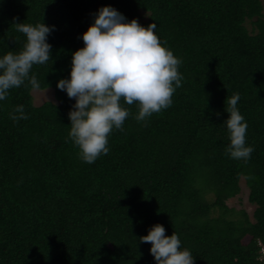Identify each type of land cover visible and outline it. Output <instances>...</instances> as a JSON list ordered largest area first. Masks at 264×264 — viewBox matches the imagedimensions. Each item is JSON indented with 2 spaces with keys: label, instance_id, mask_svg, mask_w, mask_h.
<instances>
[{
  "label": "trees",
  "instance_id": "obj_1",
  "mask_svg": "<svg viewBox=\"0 0 264 264\" xmlns=\"http://www.w3.org/2000/svg\"><path fill=\"white\" fill-rule=\"evenodd\" d=\"M157 24L180 58L173 103L145 121L125 105L123 130L93 163L66 139L75 98L57 87L97 10ZM54 26L50 58L33 65L39 87L0 100V264H156L141 242L155 223L176 232L194 264H264V0H0V55L19 51L15 22ZM239 95L247 161L225 153V101ZM24 106L26 119L10 113ZM249 189L250 213L228 200Z\"/></svg>",
  "mask_w": 264,
  "mask_h": 264
},
{
  "label": "clouds",
  "instance_id": "obj_2",
  "mask_svg": "<svg viewBox=\"0 0 264 264\" xmlns=\"http://www.w3.org/2000/svg\"><path fill=\"white\" fill-rule=\"evenodd\" d=\"M15 28L24 34L25 42L19 51L0 55V100L25 81L38 88L31 69L50 58L52 46L47 37L54 26L44 21L15 22ZM156 28L155 22L144 26L136 18L128 20L116 8L104 5L81 34L84 44L73 51L70 74L60 78L57 87L75 98L68 113L66 139L78 148L82 161L90 164L108 153L109 134L113 129L123 130L129 116L125 105L135 103L138 112L134 118L145 121L173 103V93L182 85L178 70L181 60L160 41ZM238 100L239 95L233 94L225 101L229 113L223 121L229 141L225 153L247 161L254 149L245 142L247 122L238 109ZM9 115L13 121L27 118L23 105H17ZM139 240L150 242L156 264H194L190 250L181 247L178 234L166 235L162 223L153 224Z\"/></svg>",
  "mask_w": 264,
  "mask_h": 264
},
{
  "label": "rangeland",
  "instance_id": "obj_3",
  "mask_svg": "<svg viewBox=\"0 0 264 264\" xmlns=\"http://www.w3.org/2000/svg\"><path fill=\"white\" fill-rule=\"evenodd\" d=\"M33 95H34V102L36 104H41L46 100L56 101L54 91L52 88L35 89L33 90ZM248 196H249V189L245 181L242 179L240 193L230 198L228 200V203L230 206H233L237 209L245 208L251 213L254 206L249 202Z\"/></svg>",
  "mask_w": 264,
  "mask_h": 264
}]
</instances>
